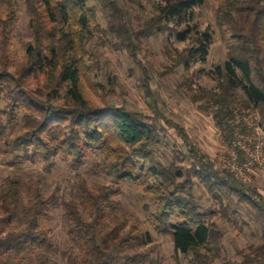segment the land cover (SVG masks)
I'll return each mask as SVG.
<instances>
[{
	"label": "trees",
	"instance_id": "obj_1",
	"mask_svg": "<svg viewBox=\"0 0 264 264\" xmlns=\"http://www.w3.org/2000/svg\"><path fill=\"white\" fill-rule=\"evenodd\" d=\"M89 1L95 6L88 5ZM125 1L144 10V0ZM204 1L159 0L151 5L149 18L133 29L119 0H26L32 43L26 45L23 61L12 74L6 69L10 55H15L9 30L15 10L9 5L0 15V115L11 122L21 114L22 133L0 141V159L8 165L37 161L49 167L60 157L78 166L94 150L100 151L118 179L131 180L154 203V229L169 237L175 253L182 255L186 264H264V202L255 188L214 169L195 146L188 149L190 169L161 163L153 150L158 144L154 126L162 118L159 113L151 118L107 103L91 106L85 96V85L97 92L90 78L98 63L86 50L91 37L104 47L129 52L140 63L137 44L142 38L167 33L178 41L185 40L193 8ZM210 1L217 3L214 29L224 44L225 61L215 70L217 89L198 90L191 99L201 112L211 115L225 141L232 143L236 129L241 134L247 129L241 122L234 127L227 123L235 113L257 112L264 128V0ZM96 6L106 18L105 28L97 22ZM210 40L207 29L181 51L163 47L162 55L170 64L160 76L179 67L186 71L191 62H203ZM192 86L190 76L186 77L182 88L192 92ZM191 173L219 206L221 217L236 216L235 204L248 210L259 224L261 244L240 251L239 262L222 256L223 235L194 203L192 193L197 185ZM109 195L116 192L101 188L98 195L86 192L79 203H63L69 234L81 253L74 264L145 262L142 257V261L136 260L111 250L130 243L148 244L151 239L147 233L128 234L124 239L116 228L100 238L106 213L115 204ZM52 202L40 188L30 186L23 203L19 181L0 179V217L8 226L0 236V264H23L30 252L46 244ZM20 221L24 226L16 229L15 222ZM176 262L181 264L178 259Z\"/></svg>",
	"mask_w": 264,
	"mask_h": 264
},
{
	"label": "rangeland",
	"instance_id": "obj_2",
	"mask_svg": "<svg viewBox=\"0 0 264 264\" xmlns=\"http://www.w3.org/2000/svg\"><path fill=\"white\" fill-rule=\"evenodd\" d=\"M158 2L159 0H144V10L130 7L125 0H119V5L126 12L132 28L136 29L149 18L151 5ZM9 5L15 10V21L9 29L15 55H10L9 66L6 68L12 74L14 68L23 61L26 45L32 43V36L26 0H0V15L5 14ZM88 5L95 6V3L89 1ZM96 7L97 22L105 28L106 18L101 9ZM216 7V1L205 0L203 4L193 8V19L183 41H178L167 33L142 38L137 44L136 58L140 63L129 52L104 47L97 42L95 36L91 37L87 41L86 50L98 63V70L90 78L91 83L97 87V92L94 93L85 85V96L91 106L107 103L151 118L159 113L162 118L154 126L159 134L158 144L153 150L161 163H174L190 169L192 160L188 149L195 146L212 163L214 169L225 171L240 182V174L244 176V184L255 188L264 202V128L258 113H235L232 119L227 120L231 127L238 122L247 126L245 134L236 129L234 141L237 147L233 148L231 143L225 141L223 132L215 126L211 115L201 112L198 104L191 99L194 92L213 91L219 84L215 70L225 61V47L214 29ZM207 29L211 32V40L204 61L191 62L186 71L179 67L170 74L160 76V72L170 64L162 55V48L171 47L181 51L191 46ZM189 76L193 84L192 92L182 88L183 80ZM30 86L36 88L34 83ZM148 97L152 98L150 102ZM20 117L21 114L15 121L8 122L0 115V141L12 140L22 133ZM110 163L97 150L78 166L60 157H56L49 167L37 161L8 165L0 159V179L11 177L19 181L23 203L30 186L40 188L44 197L53 201L46 221L47 242L41 249L30 252L23 264H74V260H79L80 248L69 234L63 203H79L86 192L98 195L101 188H110L116 195L108 197L115 204L106 213L100 238H105L106 232L118 228L124 239L128 234L134 233H147L151 239L150 243L144 245L130 243L112 247L113 254L136 257V260H141L142 257L145 262L140 264H177V259L181 264H186L183 256L175 253L169 237L154 229V203L131 180L118 179ZM244 166L248 170H244ZM193 175L190 174L197 185L192 193L193 201L206 214V220L221 231L222 256L239 262L240 251H245L250 245L261 244L259 224L248 210L235 204L233 209L236 216L229 214L228 218L221 217L217 213L219 206ZM171 222L175 220L172 219ZM15 226L20 229L24 223L15 222ZM7 229L8 226L0 217V236Z\"/></svg>",
	"mask_w": 264,
	"mask_h": 264
},
{
	"label": "built area",
	"instance_id": "obj_3",
	"mask_svg": "<svg viewBox=\"0 0 264 264\" xmlns=\"http://www.w3.org/2000/svg\"><path fill=\"white\" fill-rule=\"evenodd\" d=\"M231 146L233 147V148H236L237 147V145L235 144V141H233L232 143H231ZM239 147V149L241 148L240 146H238ZM239 151H241V150H239ZM237 153V152H236ZM237 155V154H236ZM244 170H248L247 169V167H245L244 166ZM240 180H241V182L242 183H246V178L244 177V176H242L241 174H240Z\"/></svg>",
	"mask_w": 264,
	"mask_h": 264
}]
</instances>
